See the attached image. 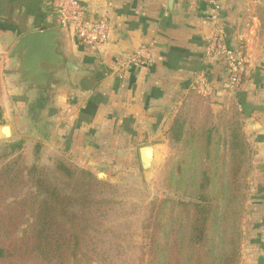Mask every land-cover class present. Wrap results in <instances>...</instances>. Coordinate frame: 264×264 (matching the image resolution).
Here are the masks:
<instances>
[{"label":"crops","instance_id":"obj_1","mask_svg":"<svg viewBox=\"0 0 264 264\" xmlns=\"http://www.w3.org/2000/svg\"><path fill=\"white\" fill-rule=\"evenodd\" d=\"M82 1L92 16L108 17V42L99 48H87L70 31L60 28L62 51L68 59L73 56V63L55 75L51 96L43 88L21 82L15 68L18 86L28 97L25 112L29 122L35 123V135L44 143L58 129L43 114L54 102L62 76L64 94L59 102L64 104V146L79 153L85 163L80 164L89 168L104 166L100 159L84 155L100 150L101 139H131L138 132L147 136V130L158 131L169 125L172 112L200 77L211 82L209 96L220 100L225 94L226 69L219 58L207 54L206 43L212 31L209 17L221 5L229 41L244 44L248 53L247 74L241 87L231 93L243 115L244 131L253 151L247 203L251 249L244 255L253 253V259L264 262V0H177L173 7L170 0ZM52 3L0 0V17L16 27L14 32H7L9 39L14 37L10 50L26 33L59 27ZM5 4L11 9L8 12L2 8ZM141 47L151 51L150 61L125 68L127 59ZM11 60L16 65V60ZM39 89L45 90V97L38 95ZM44 98L46 102L40 103ZM36 105L40 107L33 119L31 111Z\"/></svg>","mask_w":264,"mask_h":264},{"label":"trees","instance_id":"obj_2","mask_svg":"<svg viewBox=\"0 0 264 264\" xmlns=\"http://www.w3.org/2000/svg\"><path fill=\"white\" fill-rule=\"evenodd\" d=\"M176 112L167 130L181 154L164 172L169 194L152 202L129 264H241L253 153L243 115L220 132L188 127ZM23 144L0 155V264H94L91 232L115 186L75 161L26 165ZM41 148L36 142V155Z\"/></svg>","mask_w":264,"mask_h":264},{"label":"rangeland","instance_id":"obj_3","mask_svg":"<svg viewBox=\"0 0 264 264\" xmlns=\"http://www.w3.org/2000/svg\"><path fill=\"white\" fill-rule=\"evenodd\" d=\"M2 8L7 12L11 10L6 4ZM2 18L4 17H0V127L9 125L14 128V133L10 136L0 135V155L7 153L12 143L23 140L24 146L21 153L26 165L36 163L53 168L58 159H65L73 164L75 162L85 164L80 161L79 153L65 148L63 142L64 135L61 129L64 127V104L59 102V98L64 94V76L61 77L60 85L54 94V102L43 114L50 121L49 124L58 125V129L55 128L49 135V139H46L44 143L41 142V152L38 155L35 154V144L40 142L41 138L35 135V123L34 121L29 122V114L25 112L28 97L23 88L18 86L14 60L7 58L12 46L11 40L14 39V37L9 39L7 32H14L16 27ZM223 92L225 94L217 100L212 99L209 93L208 95L203 94L194 87L186 98L184 97L183 104L182 100L174 109L171 117L176 110H181L186 113L183 115L187 117L188 127L200 129L216 126L222 132L240 121L235 98L231 92L227 90ZM4 114L5 118H3ZM167 128L168 124H165L158 131L147 130L149 134L147 136L145 132H138L135 138L126 137L125 140L120 141L104 138L100 141L102 145L100 150L95 151L94 154H89L88 151L84 154L85 157L100 159L104 166L83 168L93 171L99 179L115 186V192L109 195L111 209L104 211L100 221L91 232L94 264H129L137 251V244L141 237V225L148 209L157 198L169 194L164 186V172L169 161L181 154V146L170 142ZM142 144L157 146L153 167L146 172L142 168L138 153V148ZM79 166L82 167L81 164ZM251 173L252 166L246 177L249 187ZM248 196L249 189L246 191L244 211L240 218V226L243 230L241 264H264L260 259H253V253H250L251 257L244 255L251 249L249 248L250 233L247 228L248 220H250L247 208ZM263 255L260 254V256Z\"/></svg>","mask_w":264,"mask_h":264},{"label":"built area","instance_id":"obj_4","mask_svg":"<svg viewBox=\"0 0 264 264\" xmlns=\"http://www.w3.org/2000/svg\"><path fill=\"white\" fill-rule=\"evenodd\" d=\"M52 11L61 29L70 31L84 47L95 49L105 45L110 38V21L106 16L94 17L82 0H53ZM212 31L207 39L206 52L212 58H219L226 69L224 89L236 92L242 85L248 71V53L244 44H232L222 21V7L217 5L210 15ZM146 47L136 50L124 63L125 68L142 66L151 59ZM203 94L211 90V82L200 77L195 83Z\"/></svg>","mask_w":264,"mask_h":264},{"label":"water","instance_id":"obj_5","mask_svg":"<svg viewBox=\"0 0 264 264\" xmlns=\"http://www.w3.org/2000/svg\"><path fill=\"white\" fill-rule=\"evenodd\" d=\"M176 2L177 0H170V6L173 7ZM62 38L61 29L56 26L26 33L18 39L8 58L16 60V72L20 75L21 82L31 88H43L48 96L52 95L56 86L55 75L65 68L69 69L73 63V56L68 59L62 51ZM11 134L9 125L0 127V135ZM156 149L157 146L151 144L139 149L141 165L145 172L153 167Z\"/></svg>","mask_w":264,"mask_h":264},{"label":"flooded vegetation","instance_id":"obj_6","mask_svg":"<svg viewBox=\"0 0 264 264\" xmlns=\"http://www.w3.org/2000/svg\"><path fill=\"white\" fill-rule=\"evenodd\" d=\"M38 95H39L40 97H45V96H44V95H45V90H41V89H39ZM46 100H47V99H45V98H44V100L41 99L40 103H45ZM39 107H40L39 105H36V106L33 107L34 109L31 111L32 116H34V114H35V117H36V115H37V110L39 109ZM33 119H34V118H33Z\"/></svg>","mask_w":264,"mask_h":264}]
</instances>
